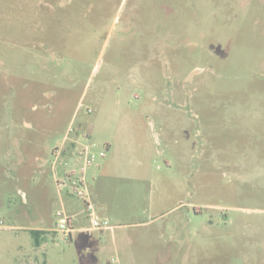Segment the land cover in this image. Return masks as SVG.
I'll return each mask as SVG.
<instances>
[{
  "label": "rangeland",
  "instance_id": "rangeland-1",
  "mask_svg": "<svg viewBox=\"0 0 264 264\" xmlns=\"http://www.w3.org/2000/svg\"><path fill=\"white\" fill-rule=\"evenodd\" d=\"M0 264H264V0H0Z\"/></svg>",
  "mask_w": 264,
  "mask_h": 264
},
{
  "label": "built area",
  "instance_id": "built-area-1",
  "mask_svg": "<svg viewBox=\"0 0 264 264\" xmlns=\"http://www.w3.org/2000/svg\"><path fill=\"white\" fill-rule=\"evenodd\" d=\"M82 154L85 155L84 167H88L93 162L95 156L90 153L89 147L87 146L84 147ZM100 157H104V154L100 153ZM53 159L54 161L52 162V168H55L57 164L61 165V162H59L60 150H56L53 152ZM67 182H69V178H67ZM55 184L56 188L60 192L65 187L66 180L56 179ZM71 186L73 189L72 192L75 195L82 199H85L83 200V207L90 218L91 229L99 232L112 230V227L108 225V222L106 220H100L94 214L93 205L89 200H87L85 196L83 179L73 182ZM55 216L58 219L56 232H59L64 240H68L71 237L72 233V219L67 216L63 211L57 212Z\"/></svg>",
  "mask_w": 264,
  "mask_h": 264
},
{
  "label": "crops",
  "instance_id": "crops-1",
  "mask_svg": "<svg viewBox=\"0 0 264 264\" xmlns=\"http://www.w3.org/2000/svg\"><path fill=\"white\" fill-rule=\"evenodd\" d=\"M92 205H93V204H92ZM62 207L65 208L66 211L68 210L67 207H66V205H65L64 203L62 204ZM68 211H69V210H68ZM68 213H69V212H68ZM43 231H44V230H42V229H39V230H38V232H43ZM72 232H73V228H72ZM37 247H38V246H37Z\"/></svg>",
  "mask_w": 264,
  "mask_h": 264
}]
</instances>
